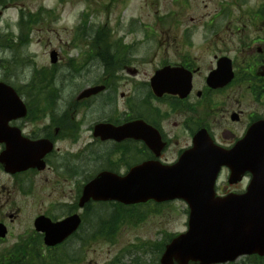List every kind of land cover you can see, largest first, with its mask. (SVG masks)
I'll use <instances>...</instances> for the list:
<instances>
[{
	"label": "flooded vegetation",
	"instance_id": "af4514ba",
	"mask_svg": "<svg viewBox=\"0 0 264 264\" xmlns=\"http://www.w3.org/2000/svg\"><path fill=\"white\" fill-rule=\"evenodd\" d=\"M128 2L131 0H125L124 5ZM171 3L172 8L162 13L151 12L144 20L133 12V5L128 4L129 12L121 10L120 22L113 23V45H109L106 52L102 48V55L97 56V62L107 73L101 81L104 89L82 100L90 105L101 94L111 96L105 106L119 112L122 118L94 121L89 126L91 141L88 144L120 147L124 151L123 165L127 168L157 159L173 162L190 148L194 134L203 129L218 146L230 149L249 128L264 121V0H214V9L206 14L190 13L193 7L189 0H172ZM160 70H163L167 90L157 95L149 81ZM124 85L129 86L126 91L122 90ZM116 96L126 108L119 110L114 100ZM25 120L27 116L12 120L10 126L17 127L29 140L48 139L53 150L45 155L46 165L41 170L33 168L9 174L0 165V173L10 183L6 190L3 185L0 187V211L3 212L0 232H5V237L21 211L19 197L34 191L36 178L46 168L54 171L58 166L57 176L52 180L56 187L67 181L62 178L66 164H76L74 173L81 165L75 153L62 152L58 145L67 132L69 137L78 133L66 116L56 115L31 129L26 128ZM100 121L125 124L132 135L120 142L99 140L93 136V128ZM178 128L180 131L176 130ZM155 131L164 142L162 148ZM144 137L150 139L151 147L146 145ZM4 148L6 146L0 142V153ZM223 171L228 172V168L224 167ZM72 186L71 195L77 202L84 185L77 182ZM219 190L225 193L229 189L225 184ZM65 208L69 211L59 218L79 209L74 205ZM42 214L54 221L59 219L41 212L33 218V224ZM32 232L27 243L24 242L29 238L11 250L30 254L36 246L44 251L56 249H45L41 244L44 234ZM9 260L10 255L5 254L0 264H9Z\"/></svg>",
	"mask_w": 264,
	"mask_h": 264
},
{
	"label": "rangeland",
	"instance_id": "374dc122",
	"mask_svg": "<svg viewBox=\"0 0 264 264\" xmlns=\"http://www.w3.org/2000/svg\"><path fill=\"white\" fill-rule=\"evenodd\" d=\"M171 1L131 0L128 4L133 5V12L140 14L144 20L151 12L162 13L172 8ZM189 1L193 7L189 12L193 14H206L207 11L214 9V0ZM128 4L124 5V0H7L3 8H0V80L13 86L32 108V112H29L25 120L28 123L27 129L39 127L56 115L66 116L74 124L78 133L69 137L67 132V136L61 139L58 145L62 152L75 153L78 156L77 162L81 163L77 166L76 173H74L76 164H66L62 178H66L67 181L56 187L52 180L57 176L58 166L54 171L46 168L36 178L34 191L19 197L18 206L21 211L15 221L10 222L11 230L4 242L0 241V257L9 254V250L34 234L32 220L37 213L44 212L52 218H59L69 211L65 206L74 199L73 194L71 195L74 183L86 182L92 174L104 169L105 166H110L120 173L126 170L127 165H123L121 149L113 148L111 144L100 146L88 144L91 141L89 126L94 121L102 118H122L118 116L119 112L105 106L111 96L101 94L93 99L90 105H86L85 102L75 104L74 101L77 92L82 88L97 85L107 76L97 60L89 57L93 53H99L101 47L106 52L107 47L112 45L113 23L121 10L129 12ZM21 12L25 15L34 14L33 17L36 18V22L29 25L25 31H21L18 23ZM84 24L88 33L79 38L78 28ZM101 28L109 30L104 43L97 35L102 31L97 29ZM21 35L30 38L28 44L18 43L17 37ZM108 42L110 44H107ZM52 52L58 53V61L51 64L49 56ZM70 60L75 64L69 66ZM128 88V85H124L122 90L126 91ZM114 100L119 110L126 108L119 96ZM51 106L52 109L48 110ZM70 115L73 116V121ZM176 130L180 131L179 128ZM221 181L222 179L219 185ZM2 185L3 190H6L10 183L9 179L0 173V187ZM240 186L242 184L238 187ZM61 193L64 195L59 196ZM104 206L106 207L92 205L87 212L77 209L85 218L83 230L70 244L53 251L61 253L58 254L63 261L59 264H157L162 250L157 243L161 242L165 235L181 232L187 226V207L182 201H170L153 210L137 209L134 212L112 205ZM107 210L110 216L113 215L115 230L109 233L101 230L97 234L95 232L98 229L97 220L93 221V215L97 212L99 217L104 218V212ZM2 218L3 212L0 211V220ZM4 219L8 222L7 217ZM29 240L30 238L24 243ZM31 242L36 244V241ZM32 252L41 253V250L35 247ZM64 252L69 253L71 259H68ZM29 255L28 253L24 262L19 260L17 264H39L38 257ZM48 255L43 253L44 257ZM229 264L256 263L240 257Z\"/></svg>",
	"mask_w": 264,
	"mask_h": 264
},
{
	"label": "water",
	"instance_id": "95a60500",
	"mask_svg": "<svg viewBox=\"0 0 264 264\" xmlns=\"http://www.w3.org/2000/svg\"><path fill=\"white\" fill-rule=\"evenodd\" d=\"M55 53L51 55L54 61ZM157 75H162L158 72ZM155 76L154 80H162ZM165 85V81H163ZM102 86L87 88L79 98L95 94ZM24 104L15 90L0 82V140L9 145V153L19 147V138L8 137L11 118L25 113ZM108 125L96 127L95 135L101 139L120 140L124 133H114ZM260 127V128H258ZM98 129V130H97ZM16 137H18V132ZM238 145L226 152L231 156L230 165L233 181L240 180L241 175L250 172L251 180L247 191L241 194L230 193L224 197L215 195L213 190L219 163L224 154L214 149L209 158L212 163L188 165L192 154H184L178 163L161 166L157 163L137 165L130 169L124 177L115 173L102 172L85 187L81 203L93 199H117L124 203L144 202L182 198L189 205L188 230L175 236L161 254L162 264H213L227 262L239 257L240 254H264V125L257 126L248 132ZM10 136V135H9ZM38 151L36 159L42 157L50 149V143ZM31 146V144H29ZM161 145H159L160 147ZM30 149V148H29ZM33 152V151H32ZM25 153V151H24ZM33 155L17 156L23 168L35 164ZM28 158V160H27ZM194 159L202 160L200 157ZM3 160V159H2ZM9 165V164H8ZM206 168L207 170H199ZM76 222L71 226H75ZM47 231V229H46ZM48 236L60 234L50 230ZM65 233V231H64ZM51 238V237H49ZM48 238V239H49ZM46 239V242H48Z\"/></svg>",
	"mask_w": 264,
	"mask_h": 264
},
{
	"label": "trees",
	"instance_id": "16d2710c",
	"mask_svg": "<svg viewBox=\"0 0 264 264\" xmlns=\"http://www.w3.org/2000/svg\"><path fill=\"white\" fill-rule=\"evenodd\" d=\"M6 1L7 0H0V6H4ZM33 16H34V14L28 13V15H25L23 12H21L20 18L18 20V21H20L19 23H20V26L22 28L21 31L28 30L27 28L29 27V25L36 22V18H34ZM21 37L25 38L26 36L21 35Z\"/></svg>",
	"mask_w": 264,
	"mask_h": 264
}]
</instances>
